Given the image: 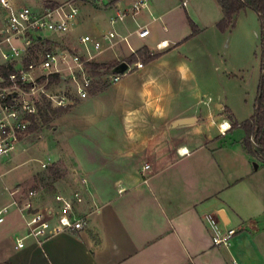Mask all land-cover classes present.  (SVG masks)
Returning <instances> with one entry per match:
<instances>
[{
	"label": "crops",
	"instance_id": "crops-1",
	"mask_svg": "<svg viewBox=\"0 0 264 264\" xmlns=\"http://www.w3.org/2000/svg\"><path fill=\"white\" fill-rule=\"evenodd\" d=\"M135 1L119 0L118 8L130 11ZM39 6L46 5H30ZM78 6V19L62 39L72 46L80 36L104 35L116 17L115 10ZM222 18L216 0H188L186 7L180 0H150L116 24L134 49L158 57L77 102L45 140L31 136L0 159V209L7 207L0 263L264 264V167L244 151L243 140L228 137L229 117L242 123L253 115L259 73L249 69L250 51L260 24L247 9L221 33ZM188 20L198 29L191 38ZM140 28L149 32L144 39L137 37ZM163 41L168 47L157 50ZM122 52L108 49L97 60L108 64ZM211 62L221 71L214 84L222 97L214 104L203 93ZM223 123L229 126L224 135ZM81 179L89 195L75 212L87 219L86 228L42 242L29 237L16 249L26 226L11 205L20 193L8 191H31L34 208L50 209L56 195L70 199ZM216 214L224 228L237 231L229 247L212 246L204 217Z\"/></svg>",
	"mask_w": 264,
	"mask_h": 264
},
{
	"label": "built area",
	"instance_id": "built-area-1",
	"mask_svg": "<svg viewBox=\"0 0 264 264\" xmlns=\"http://www.w3.org/2000/svg\"><path fill=\"white\" fill-rule=\"evenodd\" d=\"M149 1L136 0L130 11H126L118 8L119 0H68L54 7L20 6L11 0H0V68L8 70L6 76L0 72V159L14 153L18 146L35 135V130H30L37 123V102L45 100L51 108L70 109L91 92L109 88L143 68L138 50L132 47L127 36L116 31L115 26L127 16L145 9ZM187 1L180 0L181 6L186 7ZM79 4L100 11L115 10L110 30L100 37L80 36L74 46L54 39H63L70 33L79 16ZM148 34L147 29L140 28L137 37L144 39ZM167 47V42L163 41L156 48L164 50ZM108 49H125L126 52L102 65L97 56ZM94 64L102 66L94 69ZM120 65H124L125 70L116 72ZM61 85L62 89H58ZM227 130L222 124L219 126L222 135ZM46 166L42 164V168ZM147 168L146 165L143 170ZM81 184L87 189L85 180ZM8 193L11 197L19 193L25 197L11 202L26 226V235L16 241V249L22 248L24 239L29 237L42 242L58 233L81 231L87 226V219L75 212L73 200L82 203L79 195L74 199L56 195V206L41 210L33 207V192L22 195L15 189ZM6 212L7 207L0 209V223ZM204 220L211 233L212 246L229 247L237 231L224 228L217 214L205 216Z\"/></svg>",
	"mask_w": 264,
	"mask_h": 264
},
{
	"label": "trees",
	"instance_id": "trees-1",
	"mask_svg": "<svg viewBox=\"0 0 264 264\" xmlns=\"http://www.w3.org/2000/svg\"><path fill=\"white\" fill-rule=\"evenodd\" d=\"M216 1L223 13V18L216 24V28L221 33L230 31L235 27L236 18L240 12L249 9L253 11L258 17V21L260 24L262 55H261V64H260V76L256 90V97L254 101L253 115L251 116L250 119L242 123H238L232 117H229L230 120L229 130L240 128L244 131L245 137L242 142L244 151L251 157L255 158L264 167V0H216ZM56 5H57L56 3H51V2L46 3V6L48 7H54ZM188 23L191 30V34L189 35L188 38H191L197 35L198 29L190 20H188ZM137 53L142 63H148L158 57L157 54L155 55L151 54L147 48H141L138 50ZM102 65L94 64L92 67L94 69H97ZM0 72H2L4 76L8 74V70H6L3 67L0 68ZM52 112L53 114L59 113L60 115L66 112V109L59 108L53 110ZM38 115L40 117L41 124L42 123L47 124L48 122H50L48 113L45 112V110H42L40 108L38 110ZM38 126H39L38 123H35L30 131L36 130ZM48 171L51 172V174L56 178L60 177L58 172L53 170V168H49ZM0 264H10V263L4 262Z\"/></svg>",
	"mask_w": 264,
	"mask_h": 264
},
{
	"label": "rangeland",
	"instance_id": "rangeland-1",
	"mask_svg": "<svg viewBox=\"0 0 264 264\" xmlns=\"http://www.w3.org/2000/svg\"><path fill=\"white\" fill-rule=\"evenodd\" d=\"M14 1L16 5H25V6H30L32 5V3H38V4H42V5H46L47 2H43L42 0H11ZM179 1V0H178ZM34 5V4H33ZM0 18H1V12H0ZM258 35L257 37H255L254 43L251 47V51H250V55L252 57V63L249 66V69H254V71H256L257 73H259L260 76V64H261V55H262V49H261V37H260V27L258 28ZM54 39L61 41V38L58 37H53ZM209 67H207V72L209 73L210 76H208L209 80L205 86V90H204V97L206 98H210L212 100V103L214 104L217 100H219V89L217 88V86H215L214 82L217 83V77H215V75H218L219 73H221L220 68H218L217 63L215 62H211L209 65ZM217 67V69H216ZM57 88H55L53 90V93L55 94V90ZM58 89H62V85L59 86ZM104 90V89H103ZM61 91V90H60ZM256 97V95H255ZM254 95L253 98L255 99ZM224 100V97H223ZM45 110V112L48 113V116L50 118V122H48L47 124H41L40 122V117L38 115L37 117V123H38V128L35 130L34 134L32 136H40L41 139L40 140H45L46 138V133L47 131H50L51 128H53L54 122L57 118H59V116H61V114L59 115V113H55L53 114V110H56L57 108H51L48 103L45 100L39 101L37 102V110L39 109ZM71 109V108H70ZM69 108L66 109V111L70 110ZM42 112V111H41ZM228 137L233 140V141H238V140H243V138L245 137L244 135V131L240 128H235L233 130H230L228 133ZM31 138V136H30ZM38 140V139H35ZM28 141V140H26ZM44 154H46V149H44L42 151ZM48 164L46 166L45 171H47L48 168ZM48 174V172H46ZM45 174V175H47ZM83 179H81L80 181H82ZM82 185V184H81ZM87 186V185H86ZM75 195H79V197L82 199V203H85V199H84V195H89V191L87 189L84 188V186L82 185V187H79L78 189L74 190L72 192V196L71 199H74ZM81 195V196H80ZM87 197V196H86ZM74 202V207H78L79 204L75 199L73 200Z\"/></svg>",
	"mask_w": 264,
	"mask_h": 264
},
{
	"label": "water",
	"instance_id": "water-1",
	"mask_svg": "<svg viewBox=\"0 0 264 264\" xmlns=\"http://www.w3.org/2000/svg\"><path fill=\"white\" fill-rule=\"evenodd\" d=\"M125 70V66L124 65H120V66H118L116 69H115V71L116 72H122V71H124ZM184 123H188V121L187 120H184V121H180V122H178L177 124H184ZM176 124V125H177Z\"/></svg>",
	"mask_w": 264,
	"mask_h": 264
},
{
	"label": "bare ground",
	"instance_id": "bare-ground-1",
	"mask_svg": "<svg viewBox=\"0 0 264 264\" xmlns=\"http://www.w3.org/2000/svg\"><path fill=\"white\" fill-rule=\"evenodd\" d=\"M222 125H223L225 128H227V129L229 128L228 124H226V123H223Z\"/></svg>",
	"mask_w": 264,
	"mask_h": 264
}]
</instances>
